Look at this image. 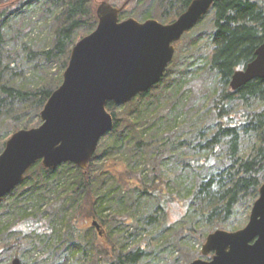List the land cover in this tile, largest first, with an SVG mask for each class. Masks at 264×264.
Listing matches in <instances>:
<instances>
[{
  "label": "trees",
  "instance_id": "16d2710c",
  "mask_svg": "<svg viewBox=\"0 0 264 264\" xmlns=\"http://www.w3.org/2000/svg\"><path fill=\"white\" fill-rule=\"evenodd\" d=\"M49 1L54 0H0V152L9 134L34 126L27 115L33 112L38 117L53 91L43 85L21 88L10 84L6 72L16 69L18 60L6 50L3 21L16 7L23 10L32 2ZM55 1L61 10L54 19L53 39L47 46L42 44L39 55L44 61L59 60L64 70L77 31L84 27L92 31L97 17L91 0ZM109 1L114 6L126 3L125 7L143 3ZM191 1L158 0L154 17L171 22ZM210 11L212 29L203 64L193 66L200 51V36L194 34L186 43L187 50L179 57L174 54L159 83L128 104L106 105L114 117L109 133L121 134L120 129L130 126L132 156H138L136 161L146 156L151 170L132 176L127 167L115 175L107 166L97 169L94 161L108 152L98 151L99 146L85 170L69 162L53 169L36 162L23 181L0 199V214L15 218L0 220V264L9 254L21 258L24 248L43 252L37 264H144L161 250H181L184 237H196L201 228V245L216 229H238L233 223L240 208L248 217L264 182V80H252L237 90H231L229 81L264 42V0H216ZM190 71L204 76L205 85L195 90L187 86ZM157 89L171 95L168 108L141 124L125 117L126 107ZM116 187L124 192L133 187L137 195L124 204L122 194L118 199L115 195ZM109 194H113V211L106 213V207H111L106 202ZM172 204L179 213L170 226L164 220ZM89 220L100 222L104 231L99 234ZM159 220L165 227L156 232L157 241L142 236L147 225ZM198 257L200 251L186 257L184 264Z\"/></svg>",
  "mask_w": 264,
  "mask_h": 264
},
{
  "label": "water",
  "instance_id": "95a60500",
  "mask_svg": "<svg viewBox=\"0 0 264 264\" xmlns=\"http://www.w3.org/2000/svg\"><path fill=\"white\" fill-rule=\"evenodd\" d=\"M216 0H192L173 21L153 18L120 20V7L106 1L95 10L93 30L71 47L59 86L39 112L40 124L18 129L0 152V199L19 185L38 161L47 169L69 162L85 170L100 139L113 130L107 103L128 104L162 80L175 46L211 10ZM264 80V42L254 58L236 70L231 90ZM99 234L102 230L93 221ZM11 264H21L13 258ZM188 264H264V182L252 203L246 224L233 231L208 233L200 257Z\"/></svg>",
  "mask_w": 264,
  "mask_h": 264
},
{
  "label": "rangeland",
  "instance_id": "374dc122",
  "mask_svg": "<svg viewBox=\"0 0 264 264\" xmlns=\"http://www.w3.org/2000/svg\"><path fill=\"white\" fill-rule=\"evenodd\" d=\"M102 1H106L108 3L110 2L109 0H91V5L94 12L99 3ZM157 4L158 0H143V3L137 5L130 3L126 7H123V13L121 15L119 14V18L120 20L134 18L140 22L148 18H153L161 23H168L160 20L157 17H154L155 11L157 10ZM120 6H122V2H118L116 4V7ZM145 8L148 9L146 13L145 11L142 12ZM59 10H61V6H59L55 0L46 3L32 2L31 4L27 5L26 9L19 10L18 7L14 8L4 19L3 31L5 36L6 50L10 52L9 56L15 57L18 60L16 69L6 72L10 84L21 88H34L36 86L43 85L54 90L61 83V74L63 69L60 67V61H44L39 55V51L41 50L40 48L43 46L42 44H46L47 46L52 42L54 19ZM148 13L149 15L145 16ZM211 17L212 12L210 11L198 26H196L193 30H190L186 35L182 36V38L176 44L175 54H177L179 57L182 52H185L184 50H187L186 43L190 37L194 34V36H200V40L198 42L200 51L198 52V55L194 57L196 60L193 66H199L204 62L207 47L209 45L207 37L212 29ZM90 32L91 31L88 27L78 30L76 33L75 42ZM29 53L32 55L31 57L27 58ZM186 55L190 56L189 53ZM192 70H194V68H192ZM187 76L189 80L187 86H191L194 90L197 86L205 85L206 80L204 81V76H200V74L193 75L192 71H190ZM190 83L191 85H189ZM157 91L160 92L158 89L153 90L150 93V96L137 99L133 106L126 107L124 111L125 117L129 118L130 121L135 120L141 124L142 121L159 112L161 109L168 108L173 102L171 95H167V92L164 94L162 92L158 93ZM187 95L188 97H192L190 92H187ZM114 114L115 116H119L118 110H114ZM38 117H36L33 112L32 114L27 115L26 118L30 119L31 122L34 123V126L31 127L38 125H35V123L38 121L37 119H39ZM18 129H23V127ZM120 130L123 131L121 134L118 132H108L100 139L98 143V151L107 149L108 152L103 158L96 159L94 161V167L97 169H103L107 166L110 170V173L113 175L118 172H122L126 167L128 168L127 170L132 173V176L141 173V170L145 173L150 171L152 167L150 159H148L146 156H142L136 161L138 156H132L134 133L130 126H126L123 128V130ZM165 131V129H162V132ZM11 134H9V136ZM1 141L2 140H0V143ZM154 146L155 144L152 145V147ZM112 174L110 175L112 176ZM112 177L114 178L115 176ZM118 188L120 187L115 188V190H117L115 191V195H117L116 197L118 199L122 194V201L124 204L129 203V201L132 198H135L137 195V191L133 190V187H131L130 191H125L126 193L124 191L118 190ZM112 196L113 194L106 196V202L111 205V207H106V213H111L113 211L111 204ZM141 206H143V203ZM144 210L148 211V206ZM178 213L179 211L177 207L172 204L167 208L166 220H164V222L169 223L170 226L173 225V222L176 221L175 219L177 218ZM246 213L247 212L245 209L243 210V208L238 210L236 216L237 220H234L233 227L241 228L246 224L248 220ZM125 214L130 215V212H126L124 215ZM14 219H12V215L9 213L0 214L1 221ZM93 221L94 220H89L88 223H92ZM96 223L98 225V229L104 231L101 223L98 221ZM93 227L97 231V228L95 226ZM159 227L161 229L165 227L164 223L160 224V220L159 223L153 222L152 224L147 225V230L143 232L142 236L150 235L152 238H154V242L157 241L159 238L156 237V232H159ZM203 230L204 229L201 228V230L198 231L196 237L192 235H186L183 239L184 244L182 245L181 250L178 248L174 249L175 252L169 248L161 250L157 255L152 254L144 264H184V259L186 257H193L197 254V251H200ZM161 233L163 235L166 234V232L162 231ZM41 255L43 256V252L38 248H24L21 252V258L9 254L10 257L5 258L1 264H11V260L13 258H19L21 264H37V261L42 259Z\"/></svg>",
  "mask_w": 264,
  "mask_h": 264
},
{
  "label": "flooded vegetation",
  "instance_id": "af4514ba",
  "mask_svg": "<svg viewBox=\"0 0 264 264\" xmlns=\"http://www.w3.org/2000/svg\"><path fill=\"white\" fill-rule=\"evenodd\" d=\"M177 43H178V42H177ZM177 43L174 44L175 47H176V44H177ZM174 54H175V53H174Z\"/></svg>",
  "mask_w": 264,
  "mask_h": 264
}]
</instances>
